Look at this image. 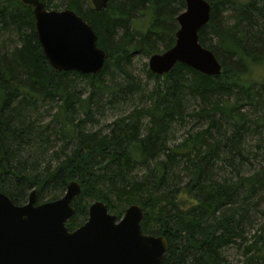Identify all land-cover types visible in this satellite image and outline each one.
I'll list each match as a JSON object with an SVG mask.
<instances>
[{"label":"trees","instance_id":"1","mask_svg":"<svg viewBox=\"0 0 264 264\" xmlns=\"http://www.w3.org/2000/svg\"><path fill=\"white\" fill-rule=\"evenodd\" d=\"M206 1L212 16L199 41L222 72L178 63L160 76L146 64L149 87L130 71L133 59L175 45L183 0H110L101 12L90 0H48L49 10H73L94 29L107 55L97 75L55 70L33 8L0 0V192L24 205L36 190L43 204L76 181L70 231L95 201L119 218L137 204L143 233L168 242L162 264H232V249L241 264H264V81L254 77L264 66V0ZM109 110L119 117L92 130ZM190 123L171 144L174 129ZM182 194L195 201L186 210Z\"/></svg>","mask_w":264,"mask_h":264},{"label":"water","instance_id":"2","mask_svg":"<svg viewBox=\"0 0 264 264\" xmlns=\"http://www.w3.org/2000/svg\"><path fill=\"white\" fill-rule=\"evenodd\" d=\"M33 8L39 42L50 65L58 71L99 74L106 52L98 47V36L75 11L49 10L48 0H21ZM110 0H91L101 12ZM185 10L177 17L175 45L150 56L153 74H168L178 63L208 76H218L222 65L203 47L199 32L211 20L206 0H183ZM81 185L71 181L65 194L36 205L33 190L24 205H16L0 192V264H162L169 250L165 237L146 235L141 223L145 212L129 206L122 218L111 214L102 201L89 207L86 223L70 231L67 223L75 214L74 200Z\"/></svg>","mask_w":264,"mask_h":264},{"label":"rangeland","instance_id":"3","mask_svg":"<svg viewBox=\"0 0 264 264\" xmlns=\"http://www.w3.org/2000/svg\"><path fill=\"white\" fill-rule=\"evenodd\" d=\"M91 2V0H90ZM63 7L60 8V10H62ZM231 14L230 13H226L223 15V17H226L227 18V21H229V24H230V16ZM7 40H14V36H10V39L9 38H5L4 41L7 42ZM10 45H8V43L5 45V47H8ZM148 61H149V58H146L144 56H135L134 59H133V65L130 69V71L138 78V80L143 84V85H149V87L151 86L150 82H149V79H148V76L146 74V71H145V65L147 64V67L149 68V65H148ZM254 77L259 80V81H264V66H260L258 68L255 69L254 71ZM146 86V88H147ZM136 103H138V105H140V101L139 100H136ZM48 111L47 109H44L43 108V112L45 115H49L50 112H46ZM53 113V111L51 112V114ZM119 117L118 116V111L117 110H109L106 114V116L104 118H101V123L99 125V123L96 125V126H91V129L92 130H98L99 128H101V126H105L106 124H109L113 121L116 120V118ZM51 119L50 116H46L44 119H43V122H48L49 120ZM201 126H205V125H201ZM193 127V124L190 123V124H186L185 126H178L174 129V134H175V138L171 141V144H175L177 142H179L181 139H183V137L185 136V134L187 132H190V130L192 129ZM198 127H196L197 129ZM203 128V127H202ZM195 129V130H196ZM255 141V140H254ZM252 142V145H255V142ZM62 146L61 144H58L56 146L55 149H53V151H58L59 147ZM53 151H50L49 152V155H51L53 153ZM253 151H256L255 148H253ZM263 158H260L259 160H256V161H253L252 160V163H254L253 165V168L255 167H259V165L261 164L259 161H263L262 160ZM145 172L141 169H137L135 174L140 176L142 174H144ZM186 177V175H185ZM188 179L186 178L183 182H186ZM263 195H264V189L262 191ZM264 197V196H263ZM179 202H180V205L182 207L183 210H186L190 207H192L194 204H195V201H193L188 195L186 194H182L179 196L178 198ZM261 208L264 209V201L262 202L261 204ZM254 219L256 220V216L254 217ZM257 223L258 224H262L263 223V220L260 218V217H257ZM256 231V228L253 229L252 233L253 234L254 232ZM237 250L236 249H232L228 254H229V259H230V263H236V264H241L239 263V257H241V255L239 253L236 252ZM240 251V250H239ZM238 251V252H239ZM238 255L237 256V261H236V258L234 255Z\"/></svg>","mask_w":264,"mask_h":264},{"label":"flooded vegetation","instance_id":"4","mask_svg":"<svg viewBox=\"0 0 264 264\" xmlns=\"http://www.w3.org/2000/svg\"><path fill=\"white\" fill-rule=\"evenodd\" d=\"M36 205H39V204L37 203V198H36Z\"/></svg>","mask_w":264,"mask_h":264}]
</instances>
